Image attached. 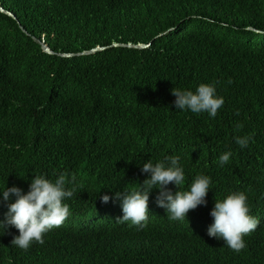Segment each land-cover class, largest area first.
<instances>
[{"label": "trees", "instance_id": "trees-1", "mask_svg": "<svg viewBox=\"0 0 264 264\" xmlns=\"http://www.w3.org/2000/svg\"><path fill=\"white\" fill-rule=\"evenodd\" d=\"M200 83L224 99L215 118L174 106V87ZM237 135L252 137L247 147ZM168 155L180 157L181 189L211 178L207 204L170 221L154 189L145 227L116 222L120 201L100 195L138 186L139 163ZM60 173L80 184L72 217L97 223L50 231L11 264H264V0H0V187L27 192L34 174ZM229 190L259 220L238 253L207 235Z\"/></svg>", "mask_w": 264, "mask_h": 264}, {"label": "clouds", "instance_id": "clouds-1", "mask_svg": "<svg viewBox=\"0 0 264 264\" xmlns=\"http://www.w3.org/2000/svg\"><path fill=\"white\" fill-rule=\"evenodd\" d=\"M172 94L176 109L195 114L206 112L211 118L216 117L224 104L223 97L217 94L212 83H200L194 90L174 87ZM241 127L236 125L237 129ZM251 138L250 135L234 137L241 148L247 147ZM231 155L230 151L222 153L218 157L219 166L228 163ZM139 164L146 178L138 186L122 188L111 196L104 193L99 197L103 203H108L110 199L120 201L122 216H114L116 222H130L138 230L145 227L148 213L156 208L149 202L154 189L158 190L156 204L165 209L170 221H184L190 210L207 204L211 178L197 173L187 187L181 189L185 184V171L178 155H168L155 162L148 159ZM170 184L175 186V191L168 187ZM78 187L80 184L76 176L67 177L64 173L54 180L45 174H34L27 192L15 184L0 187V264H11L19 250L35 257L44 243L45 234L50 231L66 227L70 233L77 234L96 224L99 215L72 217L66 201L76 194ZM247 200L244 191L229 190L223 197L215 198L210 211L213 222L207 228V235L223 240L228 248L237 253L246 247L244 236L255 231L259 224V220L251 214ZM10 227L14 229L10 230ZM151 242H154V237L149 233L138 244L148 248Z\"/></svg>", "mask_w": 264, "mask_h": 264}, {"label": "water", "instance_id": "water-1", "mask_svg": "<svg viewBox=\"0 0 264 264\" xmlns=\"http://www.w3.org/2000/svg\"><path fill=\"white\" fill-rule=\"evenodd\" d=\"M34 39H35V41L36 42H38V43H40L41 44V47H42V49L45 51V52H47V53H53V51L47 46V44H45V43H43L41 40H39V39H37V38H35L34 37ZM132 46H135V47H139V48H141V47H144V46H146V45H144V44H137V45H132ZM97 49H101V48H93V49H91V50H89V51H85V52H81L82 54L83 53H90V52H93V51H95V50H97ZM61 55H70V54H66V53H62Z\"/></svg>", "mask_w": 264, "mask_h": 264}]
</instances>
